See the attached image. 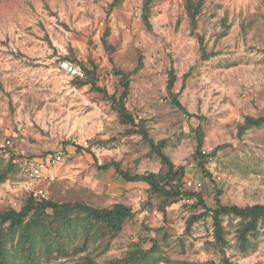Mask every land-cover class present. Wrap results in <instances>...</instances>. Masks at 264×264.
<instances>
[{
    "label": "rangeland",
    "instance_id": "374dc122",
    "mask_svg": "<svg viewBox=\"0 0 264 264\" xmlns=\"http://www.w3.org/2000/svg\"><path fill=\"white\" fill-rule=\"evenodd\" d=\"M143 1L120 0L111 8L114 0H0V169L12 156L17 164L0 183V211L20 210L38 189L58 202H123L136 214L110 250L89 245L99 261L122 258L142 242L159 264H223L211 217L187 231L192 212L203 211L188 206L196 198L163 211L146 182L128 181L113 165L102 166L117 161L123 170L146 173L159 171L162 163L141 135L125 134L129 125L120 123L104 92L78 86L70 68L80 70L81 62L93 60L98 85L119 96L114 68L136 70L142 55L144 67L132 75L127 106L156 141L167 140L165 152L175 164L186 165V188L200 192L209 207L218 193L227 204L264 203V126L239 134L248 115L264 116V0L205 1L197 32L213 54L206 60L191 33L185 0H154L152 30L142 19ZM172 67L186 113L169 98ZM199 126L202 148L213 149L207 163L212 177L193 159ZM91 138L100 143L89 151ZM45 154L62 159L48 166L45 179L27 177L22 162ZM236 222L225 218L227 255L238 264H264V234L244 253ZM70 239L72 245L82 241L81 235ZM59 260L43 257L40 264Z\"/></svg>",
    "mask_w": 264,
    "mask_h": 264
},
{
    "label": "trees",
    "instance_id": "16d2710c",
    "mask_svg": "<svg viewBox=\"0 0 264 264\" xmlns=\"http://www.w3.org/2000/svg\"><path fill=\"white\" fill-rule=\"evenodd\" d=\"M120 0H114L111 4L119 3ZM185 9L191 23V33L198 37L202 59L206 60L213 54H209L206 49L205 38L197 32L199 15L202 12L206 0H185ZM154 0H144L142 19L149 30H152L151 8ZM226 31L222 35H225ZM107 48L113 47L104 40ZM69 59V58H67ZM73 61V60H70ZM80 74L75 76L76 84L83 86L90 84L96 91L104 92L105 97L112 101V107L118 115L120 123L129 125L125 134H139L149 144L153 154L161 161L162 167L159 171H150L146 173H131L121 168L120 162L111 161L105 165L108 168L113 165L116 171L128 181H143L149 185L150 198H158L161 204V210L169 204L177 202L183 198H196V201L188 206L192 209L203 208V211L192 212L187 220V231H190L193 224L205 217L212 218L214 244L221 254L223 264H238L231 260L227 255V248L230 240L227 237V226L225 218L228 217L236 223V238L238 247L244 253H248L255 246V241L261 234H264L262 224H264V203L238 205L223 203L216 196V204L209 207L202 194L197 191L186 188V165H177L171 157L165 152L167 140L156 141L150 133L149 128L137 118L127 106V99L131 91L132 75L135 71L144 67V57L139 58L136 70L128 71L115 67L113 72L119 77L122 91L119 96L110 95L104 88L98 85V67L92 60L91 65L84 62L80 63ZM177 76L172 67L168 79V94L175 106L187 112L185 106L180 101V93L174 90ZM264 116L248 115L244 122L239 126V134H244L250 128L263 127ZM197 149L193 155L197 166L207 177H212L207 168L209 158L213 154L203 153L204 130L201 126L197 129ZM100 143L97 138L89 139L87 149ZM56 156V155H55ZM46 158V154L42 156ZM10 159L9 164L0 169V183L10 178V173L17 164ZM136 212L133 207L118 202L110 207H97L82 201H54L47 196L36 197L32 193L26 199L20 210L9 208L0 211V264H19L18 260L26 264H40L41 259L45 257L48 261L53 258L61 259L56 264H159L157 259L153 258L143 248L142 242L135 245L128 251L127 255L115 260L107 259L99 261L89 245L96 243L95 249L100 252H106L111 249L112 241L124 229L125 224L134 218ZM81 235L82 241L75 244L73 240H67V237ZM70 259L71 263L67 262ZM158 262V263H157ZM161 264H183L180 262L167 261ZM214 264V262H211Z\"/></svg>",
    "mask_w": 264,
    "mask_h": 264
},
{
    "label": "built area",
    "instance_id": "2783aa9c",
    "mask_svg": "<svg viewBox=\"0 0 264 264\" xmlns=\"http://www.w3.org/2000/svg\"><path fill=\"white\" fill-rule=\"evenodd\" d=\"M70 70L73 74H80L82 72L77 68L71 66ZM212 148H204L203 153L212 152ZM62 159L61 155H56L52 158H34V159H26L22 162L21 166L23 167L24 173L27 177L32 180H43L46 176V170L49 165H53L55 162H58ZM34 196L42 197L45 196V192L43 189H38L33 192Z\"/></svg>",
    "mask_w": 264,
    "mask_h": 264
}]
</instances>
